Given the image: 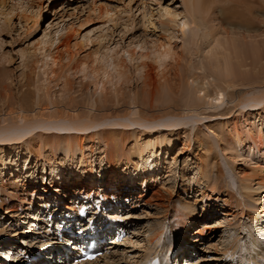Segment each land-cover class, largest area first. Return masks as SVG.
<instances>
[{"label": "rangeland", "instance_id": "rangeland-1", "mask_svg": "<svg viewBox=\"0 0 264 264\" xmlns=\"http://www.w3.org/2000/svg\"><path fill=\"white\" fill-rule=\"evenodd\" d=\"M183 1L0 0V187L17 185L10 187L13 192L0 189L1 253L5 246L11 252L7 254L18 259L20 253L41 244L49 228L47 220L56 210V204L50 209L41 204L46 195H65H57L63 200L57 204L59 212L87 214L77 211L85 198L78 196L79 191L72 193L84 181L83 161L95 164L98 173L83 184L90 190L82 192L93 191L97 197L104 188L102 177L106 178L99 168L107 162L108 153L128 156L136 144L151 139L164 152L163 165L128 194L123 184L108 192L112 200L119 199L110 208L116 216L110 213L132 228L122 239L126 246L112 248L99 264H143L153 254L173 247L185 204L194 211L186 218L191 230L183 255L174 256L169 264H234L238 259L242 264H264V217L251 222L249 216L253 207L264 204V188L258 185L264 181V120L258 116L264 107V0H212L203 12L189 7L188 16L195 20H188L181 33L171 15L160 14L164 7L173 13L186 10L188 2ZM239 20L250 22V29L241 28ZM64 21L78 32L70 42L89 30L99 38L86 44L78 56L89 63L95 53L115 45H136L131 50L137 57L152 55L160 45H171L174 53L162 65L150 56L133 62L125 53L127 67L121 80L115 77L104 83L89 67L83 70L76 60L71 61L65 47L52 49L60 56L57 65L49 60L45 66L39 53H27ZM226 31L229 38L237 39L229 47L237 82L231 87L209 64L207 55L214 38L226 40ZM143 63L145 68L136 69ZM215 87L225 91L220 105L211 103L204 93ZM257 100L261 106L254 103ZM234 121H255L263 127L256 133L258 149L250 148L251 141L231 139ZM200 137L206 140L204 149H200ZM38 142L43 143L42 156L50 161L30 152ZM52 161L62 162L66 169L71 165L73 171L53 183ZM141 175L138 178L145 177ZM244 178L250 190L243 188ZM63 202L73 209L63 207ZM104 209L107 212L108 207ZM255 241L263 244L261 249L253 247ZM162 256L166 259L167 253ZM2 259L1 254L0 264L5 263Z\"/></svg>", "mask_w": 264, "mask_h": 264}, {"label": "bare ground", "instance_id": "bare-ground-1", "mask_svg": "<svg viewBox=\"0 0 264 264\" xmlns=\"http://www.w3.org/2000/svg\"><path fill=\"white\" fill-rule=\"evenodd\" d=\"M185 1L188 2V4L185 6L186 10L173 13L170 8L164 7V12L160 14V16H163V14L171 15L172 16L171 20L175 22V25L178 26L181 33H183L187 29V28L185 29V26H186V23H188V20H190L192 22H193V20H195V17L188 16V12L190 15V8H191V10H193V8H199V10L201 12H203V11L209 9L210 4L212 3V0H184L183 2H185ZM2 3H3V1H2ZM161 9H163V8H161ZM104 10H105V8H104ZM116 10H118V9H116ZM32 11H36V10L32 9ZM102 11H103V9H102ZM106 11H103V12H106ZM110 13H111V11H110ZM110 13H109V15H110ZM193 14H195V12H193L192 15ZM104 16H103V19H104ZM7 17H9V16L7 15ZM188 17H190V19H188ZM109 18L110 17L108 16V18L106 20H109ZM162 18H164V17H162ZM112 21H114V20L112 19ZM195 22L197 23V21H195ZM198 22H200V21H198ZM238 23H239V26L241 28H244L245 30L250 29V22H248V21L245 22L243 20H239ZM56 29H57V31L55 30L52 34L50 33V31H48L47 34L41 40H39L36 44H33V47H31L30 49L28 48L27 53H32L34 55L39 53L44 59V60H42V62H44L45 66H48L50 64L48 62L49 60L52 61V64L54 63V65H57V63H59L57 61L60 60L59 59L60 56L56 55V53L53 52L52 49H54V50L57 49V51H58L60 49L59 48L60 46H62L63 48L65 47V50L68 53V54L67 53L66 54L71 59V61L76 60L77 61L76 63L79 64L78 65L79 68H82L83 70L89 67V69H91L90 71L92 72L93 76L96 79H98L99 77H97V76L100 75V77H101L100 79H102L103 83L105 82L104 80L112 81L113 78H115V77L119 78L121 80L122 74L124 73L123 70L125 69V66L127 65L126 60L123 59V57H122L125 53L127 54L128 59H130L133 62H135L134 60H137V59L145 61V58L150 56V59L151 58L154 59L153 62L157 61V63H159L160 65H162L163 62H165L166 58L168 59V56H170L171 54L174 53L172 51L171 45H168V46L160 45L156 49V51L153 50L154 52L152 55H150V54L143 55L141 53L140 55L138 54L139 56L137 57L136 51L134 49L131 50V47L135 46V48H136V45H130V47H127V48H123V47L121 48V47H117V45H115L114 47H106L104 53H102V52L95 53L94 58L92 59L93 61L89 63L90 60L86 61V59L84 57H78V56L80 55L81 50L83 49L84 46H86V44H87V46H89V43H93L92 41L99 40L98 37H96L98 39H95V35H94V37L91 35L92 30L86 31L83 34H81V32H80V35H79L80 39L75 40L74 42H70L69 38L71 37V35L73 33L75 35H77V33H78L77 29H75V27L74 28L71 27V25L67 24L64 21L63 25H61L60 27L58 26V28H56ZM230 31L231 32L235 31V28H232ZM230 31L225 32V35H227L225 37L226 40L225 39L221 40L220 36L214 38L213 44L210 46L209 50L207 51V55L209 58V64L213 68H217L222 73V75H224V77L226 78L225 84L227 87L237 85V82H235V80L233 79V76H232L233 75L232 71H233L235 62L231 61L232 57H231V52L229 50L230 45L234 46L233 44H235V42H237V39L236 38L234 39V37L229 38L228 33ZM54 46H56V47H54ZM137 46L140 49L144 50V48H143L144 45L142 46V45L138 44ZM142 50H140V51H142ZM24 53H25V51H24ZM24 53H22V54H24ZM58 56H59V58H58ZM107 57L110 58V61H111L110 63L108 62L109 60H107ZM145 66H146V63H143L142 67H140L138 64L136 69L145 68ZM50 67H51V65H50ZM56 72H57V70H56ZM145 74H147V72H145ZM145 76L147 77L148 75H145ZM95 83H97V82H95ZM201 89H202V87H201ZM223 89L224 88H221V87H215L213 92L208 93V94H207V92H204V93H205V96H208L211 103L214 102V104L220 105V104H222V102L225 99L224 98L225 91ZM261 92L264 93V90H262ZM252 98H253V96H252ZM261 100H264V99H261ZM261 100H257L254 103L258 104V106H261ZM263 104H264V101H263L262 105ZM253 105H255V104H253ZM262 108H263V113L258 114V116L260 118L259 121H261V122H263V120H264V107H262ZM74 117H76V116H74ZM260 127H258L256 125L255 121H253V122L243 121L242 123L234 121L232 126L230 127V129L229 128L228 129H229V134L232 137L231 139H233V137H235V139H237L238 142L249 141V143H250V141H251L250 148L253 151H255V148L257 147L256 146L257 142L260 138V136L258 137L257 134L259 135L260 129L263 128V127L262 128H260ZM260 133H261V131H260ZM261 139H262V137H261ZM198 140H199L200 149H204V147L207 145L206 140L204 138H201V137ZM152 141L153 140L150 139L148 141V143L144 144V145L140 144V143L136 144L135 148H137V149L132 154H130L128 156H121V157L117 158L118 154H115L113 152L108 153V155L106 156L107 162L104 164L101 163L100 168H99L101 171L104 172L106 178L102 177V179L104 181V184L102 186L104 188L102 189V194L97 193V197L94 195L93 191H90V192L89 191H83L82 192V190H85V189L90 190L86 187L84 188L83 184H85L86 181H88V182L93 181L95 179L94 176L97 175V173H98L97 169H95V164H93L92 162H86V160L83 161L84 163H81V165H80V167L82 168V170H80V173H82V175L84 177V181L81 183L82 186L80 189L75 188L72 191L73 194H76L75 191L76 192L79 191V193L85 194V197H81L82 199L85 198L84 199L85 201H83L84 204L81 206L82 208H79L80 211L79 210H77V211L81 212V213L92 212V210H91L92 208H96V209L99 208V209H102L104 211V208L108 207L107 203H110L111 205L115 206V204L119 203V201H118L119 199L118 200L117 199L112 200L110 197V194L108 193L109 191H115V189L118 187V185L121 186L123 184L122 187L125 190V192H127L128 190L135 188V185L138 184L139 182L141 183V182L145 181L146 177H148L149 174H153L155 172H158L161 168V165H163V164H161V161H162V157H163L164 152H162V150L160 149L161 146L156 145V143L154 144V142H152ZM68 142H70V141L68 140ZM38 143H39V146L37 147V145H34V147H31L30 152L32 154H35V156L39 157V154L42 156V155H45V153L43 151L44 149L42 150V147H43L42 144L43 143L42 142H38ZM69 144H70L71 148H73V145L71 143H69ZM80 146L83 147V145H81V144H80ZM83 148H81V156H83V153H84ZM257 149H258V147H257ZM102 159H104V158H102ZM117 159H120L121 161L117 162ZM83 160H84V158H83ZM45 161H50V159L48 160L47 158H44V162ZM140 162L142 163L141 164L142 168H138V165L140 164ZM70 166H68V169H66V167L64 166V164L62 162L57 163L55 161V162L51 163L49 169L51 170L50 176L52 178L51 180L53 181V183L56 181L58 182L57 178L61 179L62 176H64L63 179H65V176H67L66 171H67V173L73 171V168H71ZM81 168H79V169H81ZM43 169H45V167ZM153 170H155V171H153ZM138 173L140 175L143 174L145 177L144 178H142V177L138 178L139 177ZM143 175H141V176H143ZM244 179H245L244 181L246 183L243 186V188H245V190H250L249 182L246 181L247 180L246 178H244ZM263 183H264L263 180H260L258 182L259 189L264 188ZM11 186H12V188L14 187L13 189H15L17 185L16 184L12 185V183H5V184H3L2 187H0V189H1V191H2V189H4L5 191H12L13 192V189L10 188ZM212 188H214V187H212ZM46 191H47V189H46ZM0 194H2V192ZM127 194H128V192H127ZM57 195L61 196L63 194L57 193ZM57 195L55 197H52V198L49 195L42 197L41 204L44 205L45 208L49 207V209H50L53 204H58L61 201V199L59 200V197ZM63 196L65 198V195H63ZM93 198H96V200H94L95 202H91V203L87 204V202L91 199L93 200ZM63 205H64L63 207H65L66 209H69V208L73 209V207H72L73 205L71 206V205H68L64 202H63ZM59 206L61 207V205H59ZM0 208H1V205H0ZM60 211H62V210H60ZM73 211H71V212H73ZM66 212L67 211H64V213L61 212V214H63L62 216H65ZM193 212L194 211L191 209V207L188 204H185V206H183V210L181 212L182 216H181L180 220L176 223V227L178 229L179 237H177L176 242H173L174 243L173 245H178L179 242L186 241V238H188L187 234H188V232H190L191 228H190L189 224H187L188 222L186 221V218L189 216V214H191ZM68 214H70V212H68L66 215H68ZM77 214L79 215V213H77ZM263 215H264V204L263 205H257L256 207H253L252 210H250V212H249L251 222L256 221V220L259 221L260 218L264 217ZM81 216L82 215H80L79 217H81ZM109 216H113V215L112 214L110 215V213H109ZM115 216H113V217H115ZM220 223H221V221H220ZM47 225L45 227H49V223ZM56 225H58V224H56ZM124 231H125V229H124ZM46 232H47V230H46ZM125 232L127 233V229ZM129 232H130V230L128 229V233ZM125 236L128 237V234L127 235L125 234L124 237ZM124 237H122L121 240ZM42 244H45L47 246L48 242L46 240H42L41 244H38V245L42 246ZM255 245L259 246V249H261L260 246H263V244L259 243V242H257V244H256V241L254 242L253 247H255ZM7 247H9V246H7ZM1 249L3 251L2 253L0 252L2 254V257L6 258V259H8L9 257L15 258L14 256L11 257L8 255V254H10V252L7 251V249L10 250L9 248H6L5 246H3V247H1ZM116 249H118V247ZM171 250H172V247L170 248L169 252L167 253V256L165 257L166 259H164L165 255L162 257L163 260H165L166 262L169 261V254L171 253ZM112 254H113V252H112ZM108 255H109V253H107V254H106V252L103 253V257H107ZM97 261H98V259H95L94 261L87 260V262H81L80 264H92V263L97 264L96 263ZM0 262H1V260H0ZM161 263H162V260H160V264ZM4 264H6V263H4ZM241 264H242V262H241ZM243 264H246V263H243Z\"/></svg>", "mask_w": 264, "mask_h": 264}]
</instances>
